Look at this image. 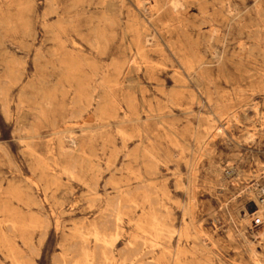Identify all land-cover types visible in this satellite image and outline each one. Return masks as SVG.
I'll list each match as a JSON object with an SVG mask.
<instances>
[{
  "label": "rangeland",
  "instance_id": "1",
  "mask_svg": "<svg viewBox=\"0 0 264 264\" xmlns=\"http://www.w3.org/2000/svg\"><path fill=\"white\" fill-rule=\"evenodd\" d=\"M172 2L0 0V264H264V0Z\"/></svg>",
  "mask_w": 264,
  "mask_h": 264
},
{
  "label": "bare ground",
  "instance_id": "2",
  "mask_svg": "<svg viewBox=\"0 0 264 264\" xmlns=\"http://www.w3.org/2000/svg\"><path fill=\"white\" fill-rule=\"evenodd\" d=\"M173 0H171V2H172ZM182 2V1H181ZM184 2V1H183ZM173 3V2H172ZM171 3V4H172ZM176 3V2H175ZM175 3H174V5H175ZM214 3V2H213ZM170 4V3H169ZM171 4H170V6H171ZM179 4V3H178ZM227 6V5H226ZM175 7V6H174ZM235 7V6H234ZM176 8V7H175ZM179 8V7H178ZM180 9V8H179ZM181 10V9H180ZM204 10V9H203ZM105 12V11H104ZM230 12V11H229ZM232 13V12H231ZM227 14V13H226ZM229 14V13H228ZM233 14V13H232ZM238 15V14H237ZM239 17V16H238ZM207 19H208V17H207ZM201 25V24H200ZM214 25V24H213ZM238 25V24H237ZM216 30V29H215ZM176 31V30H175ZM218 31V30H217ZM211 32V31H210ZM259 32H260V30H259ZM213 36V35H212ZM254 36V35H253ZM247 37V36H246ZM264 41V40H263ZM148 44V43H147ZM240 49V48H239ZM206 50V49H205ZM131 52V51H130ZM208 52V51H207ZM249 53V52H248ZM198 57V56H197ZM139 59V58H138ZM147 63V62H146ZM152 64V63H151ZM130 65H131V63H130ZM178 67V66H177ZM182 68V67H181ZM139 72V71H138ZM131 80V79H130ZM131 82V81H130ZM129 82V83H130ZM122 84V83H121ZM131 84V83H130ZM128 87V86H127ZM93 89H95V88H93ZM91 90V89H90ZM98 90V89H97ZM4 99V98H3ZM81 106V105H80ZM36 108V107H35ZM75 112H77V111H75ZM76 115V114H75ZM74 115V116H75ZM73 116V115H72ZM230 120V119H229ZM226 127V126H225ZM162 133H164V132H162ZM221 133V132H220ZM219 135V134H218ZM69 136V135H68ZM251 136V135H250ZM69 138V137H68ZM72 138V137H71ZM72 141V140H71ZM74 146V145H73ZM75 147V146H74ZM31 156V155H30ZM38 157V156H37ZM94 168V167H93ZM96 170V169H95ZM72 172V171H71ZM154 178V177H153ZM156 178V177H155ZM53 180V179H52ZM76 180V179H75ZM140 186V185H139ZM151 189V188H150ZM158 190V189H157ZM118 191V190H117ZM113 196V195H112ZM114 200V199H113ZM116 200V199H115ZM106 201V200H105ZM125 203V202H124ZM114 204V203H113ZM259 204H261L260 206H258V207H260V209L258 210V215H261L262 214V208H263V206H264V201H259ZM117 205V204H116ZM115 206V205H114ZM126 206V205H125ZM109 209V208H108ZM108 211H110V210H108ZM111 212H113V211H111ZM111 212H109V214L111 213ZM107 215H108V213H107ZM264 215V214H263ZM108 217H110V218H112L111 216H108ZM107 217V218H108ZM107 220H110V219H107ZM113 220H114V218H113ZM116 220L118 221L119 220V216H116ZM151 220H152V238H153V240H152V244H153V248L154 249H156V250H158V252H159V255H158V257L155 259V261H154V264H162V262H163V260H164V263L163 264H166V259H167V257H168V255H170V257H169V259H170V261H171V264H183V262H182V260H181V258H182V256L184 255V252H183V250L181 249V248H179L175 253H170L169 252V248H168V246H167V244H168V242H169V237H170V234H171V231H170V229H169V227H167V225L165 224V222L160 218V216H159V214L158 213H154L153 215H152V217H151ZM259 220V219H258ZM103 221H104V218H103ZM111 222V221H110ZM100 223H101V221H100ZM99 223V224H100ZM105 223H108V222H105ZM118 224V223H117ZM111 225V224H110ZM98 226H103V225H98ZM104 226H105V224H104ZM107 226H109L108 224H107ZM94 229H93V231L95 230V227H93ZM102 228V227H101ZM106 228V227H105ZM109 228H111V227H109ZM112 229V228H111ZM116 229H117V227H116ZM102 230V229H101ZM105 229H103V231H104ZM107 230V229H106ZM113 231H114V229H112ZM115 231H118V229L117 230H115ZM78 232V231H77ZM92 232V231H91ZM118 232H120V231H118ZM84 233V232H83ZM115 233V232H114ZM114 233H113V236H114ZM104 234V233H103ZM115 234H117V232L115 233ZM80 235V234H79ZM85 235V234H84ZM91 237L94 239L93 241H97L96 243H98V242H100V243H102V244H104L105 246H107V245H109V242L106 240V238H105V236H103V235H101V234H99L98 233V231H94L92 234H91ZM91 238V239H92ZM108 238V237H107ZM176 238V237H175ZM109 239V238H108ZM111 241H112V239H111ZM99 245V244H98ZM126 245H127V243H126ZM73 246H74V244H73ZM128 246V245H127ZM97 247V244H96V246H95V248ZM99 247V246H98ZM101 247V246H100ZM99 247V248H100ZM104 247V246H103ZM143 247V246H142ZM172 247V246H171ZM106 248V247H105ZM128 248H130V246L128 247ZM70 250H72V249H70ZM124 250V249H123ZM151 250V249H150ZM122 251V250H121ZM125 251V250H124ZM120 252V251H119ZM86 253V255H87V252H85ZM89 253V252H88ZM135 253V252H134ZM99 254V253H98ZM121 255V254H120ZM81 256V255H80ZM100 256V255H99ZM122 256V255H121ZM130 256V255H129ZM85 257V256H84ZM84 257H83V259H84ZM87 257V256H86ZM103 258V257H102ZM82 259V258H81ZM121 259V258H120ZM89 260V259H88ZM106 261V260H105ZM128 261V260H127ZM92 262V261H91ZM90 262V263H91ZM93 263V262H92ZM91 263V264H92ZM96 263V262H95ZM146 263H149V261L148 262H146ZM86 264V263H85ZM119 264V263H118ZM153 264V263H152Z\"/></svg>",
  "mask_w": 264,
  "mask_h": 264
},
{
  "label": "built area",
  "instance_id": "3",
  "mask_svg": "<svg viewBox=\"0 0 264 264\" xmlns=\"http://www.w3.org/2000/svg\"><path fill=\"white\" fill-rule=\"evenodd\" d=\"M259 197H260V200L259 201H264V187L261 188L260 193H259ZM254 224H261V222H260V220L255 219L253 221V225Z\"/></svg>",
  "mask_w": 264,
  "mask_h": 264
}]
</instances>
